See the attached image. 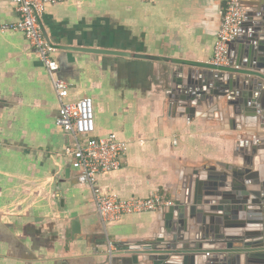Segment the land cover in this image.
Masks as SVG:
<instances>
[{
    "label": "crops",
    "instance_id": "0c3cea01",
    "mask_svg": "<svg viewBox=\"0 0 264 264\" xmlns=\"http://www.w3.org/2000/svg\"><path fill=\"white\" fill-rule=\"evenodd\" d=\"M260 1L243 0L250 24L243 23L242 38L254 34ZM225 7L226 0H67L47 7L42 22L69 98L91 96L95 135L115 133L127 143L121 167L97 177L104 191L122 198L160 192L175 202L197 176L247 167L259 134L255 118L223 101L173 99L177 65L169 59L213 63ZM17 18L12 1L0 0V27ZM243 48H231L235 61L244 59ZM59 108L47 68L24 34L0 30V264H152L112 261L108 243L165 236L169 207L104 221L92 188L76 182L65 153L73 137L56 123ZM76 218L81 232L71 236ZM205 255L196 264H206Z\"/></svg>",
    "mask_w": 264,
    "mask_h": 264
},
{
    "label": "water",
    "instance_id": "95a60500",
    "mask_svg": "<svg viewBox=\"0 0 264 264\" xmlns=\"http://www.w3.org/2000/svg\"><path fill=\"white\" fill-rule=\"evenodd\" d=\"M258 8L253 15L260 19L252 23L255 27L251 40L240 36L230 44L229 65L169 59L177 65L174 100L196 106L223 101L227 106L237 107L238 114L257 120L259 134L247 167L243 170L227 167L204 179L197 176L188 194L169 206L165 236L146 242L141 251L114 253L112 261L128 258L132 263L196 264L199 256L207 254L206 264H264V138L260 139L264 136V0ZM247 24L250 21L244 22ZM238 42L244 47L241 62L235 61L231 54V48ZM82 50L129 55L115 50ZM65 172L69 179L70 168ZM60 187L59 194L63 193ZM80 232L76 218L71 236Z\"/></svg>",
    "mask_w": 264,
    "mask_h": 264
},
{
    "label": "built area",
    "instance_id": "2783aa9c",
    "mask_svg": "<svg viewBox=\"0 0 264 264\" xmlns=\"http://www.w3.org/2000/svg\"><path fill=\"white\" fill-rule=\"evenodd\" d=\"M18 18L1 25V31H19L24 34L32 50L45 64L60 102L56 123L73 137L65 153L72 157V166L78 171L82 184L92 188L99 214L106 222L120 220L125 215L157 211L174 204L165 193L156 192L149 197L122 198L104 191L97 182L103 173L118 170L127 151V143L115 133L96 136L95 104L91 96L70 99L67 81L58 75L60 65L55 57L57 48L48 40L42 17L47 7L67 0H11ZM153 1V0H144ZM245 20L243 0H226L222 24L214 45L213 63H231L230 44L241 35ZM146 244L118 247L109 241V255L127 251H141Z\"/></svg>",
    "mask_w": 264,
    "mask_h": 264
}]
</instances>
